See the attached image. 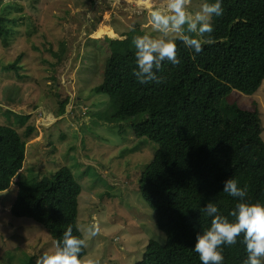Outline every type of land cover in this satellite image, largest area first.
I'll return each mask as SVG.
<instances>
[{
    "label": "trees",
    "instance_id": "obj_1",
    "mask_svg": "<svg viewBox=\"0 0 264 264\" xmlns=\"http://www.w3.org/2000/svg\"><path fill=\"white\" fill-rule=\"evenodd\" d=\"M0 4V44L9 48L23 18L11 16L17 4ZM222 7L223 14L212 18L215 42L197 54L177 40L180 63L164 61L159 83L141 84L132 75L135 52L113 54L98 47L100 40L89 45L99 65L93 74L102 80L94 91L108 98L110 123L127 124L139 141L158 146L139 185L166 243L151 242L139 264H201L193 248L211 222L202 209L211 201L227 216L241 202L223 192L229 178L247 185L246 202L264 203V142L259 125L253 129L258 116L228 101L233 91L253 96L263 85L264 0H222ZM20 60L6 70L18 72ZM25 160L26 141L0 124V193L18 181L11 214L34 220L54 241L68 225L84 238L78 227L82 187L72 171L61 168L51 178L32 180L22 174ZM223 254V264H243L242 237L223 246Z\"/></svg>",
    "mask_w": 264,
    "mask_h": 264
},
{
    "label": "rangeland",
    "instance_id": "obj_2",
    "mask_svg": "<svg viewBox=\"0 0 264 264\" xmlns=\"http://www.w3.org/2000/svg\"><path fill=\"white\" fill-rule=\"evenodd\" d=\"M1 2L17 4L11 16L23 18L9 48L0 44V124L26 141L22 174L38 180L69 168L82 187L78 227L88 243L84 259L139 264L151 242L166 243L139 185L158 146L139 141L127 124L110 123L108 98L94 91L102 80L93 74L99 65L89 45L100 40L98 47L113 54L135 52L134 37L159 35L149 12L166 0ZM202 3L193 0L192 10ZM89 54L91 61L84 59ZM19 58L18 72L6 70ZM228 101L258 116L253 129L259 125L264 142V82L256 95L233 91ZM13 182L0 193V264H35L54 240L34 220L11 214L18 195ZM93 222L100 232L88 237L85 229Z\"/></svg>",
    "mask_w": 264,
    "mask_h": 264
},
{
    "label": "clouds",
    "instance_id": "obj_3",
    "mask_svg": "<svg viewBox=\"0 0 264 264\" xmlns=\"http://www.w3.org/2000/svg\"><path fill=\"white\" fill-rule=\"evenodd\" d=\"M192 4L193 0H166L164 6L150 10V24L159 35H138L132 40L136 50V68L132 75L139 83H159L157 73L164 61L173 65L180 63L177 40L197 54L204 45L215 42L211 35L214 32L212 18L223 14L222 0L202 3L195 11ZM223 192L241 202L227 216L215 203L208 202L202 210L211 218L210 226L197 234L193 250L201 264H223V246L236 245L242 237L247 254L243 264H264V203L246 202L247 185L239 186L233 177L225 181ZM85 231L88 237H95L100 226L93 222ZM87 247V240L74 235L72 225H68L61 239L54 241L52 249L43 251L35 264H101L98 258L81 257Z\"/></svg>",
    "mask_w": 264,
    "mask_h": 264
}]
</instances>
